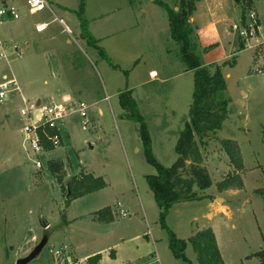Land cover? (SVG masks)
I'll return each mask as SVG.
<instances>
[{
	"label": "rangeland",
	"instance_id": "rangeland-1",
	"mask_svg": "<svg viewBox=\"0 0 264 264\" xmlns=\"http://www.w3.org/2000/svg\"><path fill=\"white\" fill-rule=\"evenodd\" d=\"M2 1L14 5L20 17L0 25L7 56L0 57V82L3 74L14 77L20 90L0 98V264H15L43 233L49 236L47 244L27 264H56L58 249L71 250L77 258L100 253V264H184L170 251L168 230L186 240L189 264H199L187 237L205 226L215 229L224 264H259L252 254L264 250V202L254 192L264 187V0H251L243 17L233 0L195 4L190 22L201 63L234 58L223 67L231 101L216 134L199 145L200 164L211 185L201 199L173 204L165 215L166 227L160 224L146 176L156 173L153 162L169 167L175 161L176 140L188 120L193 72L178 59L179 46L169 37L163 6L158 0H47L53 14H30L25 0ZM160 1L179 6V0ZM250 10L256 13V33L248 38V47L231 26L242 30L251 24ZM80 17L107 59L81 38ZM49 20L43 32H34L36 22ZM129 90L126 96L133 98L142 120L129 117L119 102V94ZM63 95L69 96L71 111L58 124L60 144L44 152L41 168H36L20 128L30 121L43 123L42 111ZM79 102L85 104L84 117L76 111ZM224 138L239 145L243 188L219 192L215 182L236 172L219 144ZM50 159L63 161L65 180L84 170L101 176L106 185L66 206L47 170ZM211 203L226 211L215 212ZM106 206L114 209V220H93L91 213Z\"/></svg>",
	"mask_w": 264,
	"mask_h": 264
},
{
	"label": "trees",
	"instance_id": "trees-1",
	"mask_svg": "<svg viewBox=\"0 0 264 264\" xmlns=\"http://www.w3.org/2000/svg\"><path fill=\"white\" fill-rule=\"evenodd\" d=\"M158 1L166 11L169 37L179 46L178 59L184 65L185 70L193 72V91L188 109V120L179 131L176 140L175 161L169 167L153 162L149 140L143 136L147 147V158L155 164L157 170L155 174L146 176V182L160 210V224L162 227H166L165 215L173 204L199 200L203 197L201 192L211 185L207 169L200 164L199 145H205V139L216 134L227 115L231 98L227 93L223 67L232 65L234 58L231 61L225 60L221 64L203 65L201 63L193 38V25L189 21L198 0H179L177 9L170 7L165 2ZM233 1L240 8L242 17L245 11L251 7V0ZM80 20L82 39L87 45L98 48L101 57L107 59L103 48L97 45L98 40L89 32L87 21L81 17ZM167 51L171 50L167 49ZM128 92L130 90L119 94V102L129 112L127 114L129 117L142 120V116L137 113V105L133 98L126 96ZM37 132L43 149L45 151L53 149L50 141L46 139V135L58 134V129L41 126L37 128ZM261 134L264 142V126ZM219 144L236 172L216 181L214 184L216 190L221 192L228 189H242L243 182L238 172L243 171V160L237 141L224 138L219 140ZM46 167L64 193L66 206L72 199L93 193L106 185L101 176H94L84 170H80L65 180V166L60 159L48 160ZM254 192L264 202V187L257 188ZM113 211L114 209L109 206L100 208L91 213L92 219L100 223L111 222L114 220ZM187 241L199 264H224L215 234L210 227L197 230L187 238ZM168 246L176 259L181 260L184 264L190 263L184 253L186 240L176 237L171 230H168ZM109 255L113 256V250H110ZM252 255L259 259V264H264V250H258ZM100 259V253H96L87 257L84 264H98Z\"/></svg>",
	"mask_w": 264,
	"mask_h": 264
},
{
	"label": "built area",
	"instance_id": "built-area-1",
	"mask_svg": "<svg viewBox=\"0 0 264 264\" xmlns=\"http://www.w3.org/2000/svg\"><path fill=\"white\" fill-rule=\"evenodd\" d=\"M25 4L27 6L28 12L30 14H36L38 12H41L43 10H48L52 14L53 12L49 8V3L47 0H25ZM18 11L14 5H7L4 1L0 4V25L4 22V20H17L19 18ZM255 17L256 13L252 10L249 11V18L251 20V24H244L242 27V30L239 29V25L233 24L231 26L232 31L238 32V36L242 39V42L244 45L250 47L248 38L253 36L256 33V25H255ZM59 22L63 25L64 31L70 34L71 36V30L64 24V22L59 19ZM49 21H41L36 22L34 24V32L41 33L43 32L46 27L49 25ZM73 39V38H72ZM74 40V39H73ZM6 46V43L0 39V57L6 58V54L4 51V48ZM16 49V56L20 57L21 52ZM150 77L155 76L149 73ZM19 87L17 85V82L14 77H8L6 76L3 78V80L0 82V98L7 97V93L18 91ZM69 96H63L62 100L60 102H56L51 106L46 107L42 111V117H43V123L36 125L34 122H26L21 127V133H22V144L24 149L30 153L34 160L33 163L36 168H41V161L39 160V157L46 152L43 147L41 146L37 128L38 127H56L58 129V124L62 123L64 117L71 111V106L68 105ZM85 104L83 102H79L78 106L76 108V111L80 114V116H85ZM26 110L21 109L20 114L22 116L26 115ZM59 132V130H58ZM46 139L50 141L51 146L55 147L60 144L61 136L60 134H54V135H46ZM120 213L122 215L125 214L122 210H120ZM63 257V258H61ZM54 261L56 264H84V261L81 260H73L69 257L68 254H66V251L64 249H58L54 252Z\"/></svg>",
	"mask_w": 264,
	"mask_h": 264
},
{
	"label": "water",
	"instance_id": "water-1",
	"mask_svg": "<svg viewBox=\"0 0 264 264\" xmlns=\"http://www.w3.org/2000/svg\"><path fill=\"white\" fill-rule=\"evenodd\" d=\"M191 20H192V18H189V21H191ZM82 37L83 36L81 35V38ZM50 60H51L52 68H53V66H54V58L51 57ZM39 104H40V100H37L36 101V105L38 106ZM41 226L43 228H45L47 226V224L45 222H43L41 224ZM48 238H49L48 234L47 233H43L41 238H40V240H39V242L30 250V252L26 256H24L22 258H18L15 261V264H27L28 262H30L31 260L36 258L39 255V253L41 252V250L43 249V247L47 244Z\"/></svg>",
	"mask_w": 264,
	"mask_h": 264
},
{
	"label": "crops",
	"instance_id": "crops-1",
	"mask_svg": "<svg viewBox=\"0 0 264 264\" xmlns=\"http://www.w3.org/2000/svg\"><path fill=\"white\" fill-rule=\"evenodd\" d=\"M69 42V41H68ZM150 72H154V71H150ZM149 72V73H150ZM6 77V75H2V79L3 78H5ZM64 96V95H63ZM66 96H68V95H66ZM5 100L7 99V97H5L4 98ZM20 130H21V128H20ZM21 132V131H20ZM222 192V191H221ZM211 205L213 206V208H214V211L215 212H224V210H225V208L222 206V205H220V204H218V206L217 207H215L212 203H211ZM226 211V210H225ZM205 227H207V226H205ZM205 227H196V229L190 234V235H192L194 232H196L197 230H199V229H202V228H205ZM212 230H213V232H214V234H215V237H216V232H215V229L213 228V227H211V226H209ZM189 235V236H190ZM188 236V237H189ZM187 237V238H188ZM216 241H217V238H216ZM218 245V244H217ZM66 254H68L69 255V257L70 258H72L73 260H81V261H85L86 260V258L87 257H89V256H91V255H89V256H86V257H81V258H77L75 255H73V253H71V250H69V252H66ZM96 254V253H95ZM93 255V254H92ZM101 255V254H100ZM113 256H114V254H113ZM101 260V259H100ZM98 264H100V261H99V263Z\"/></svg>",
	"mask_w": 264,
	"mask_h": 264
},
{
	"label": "bare ground",
	"instance_id": "bare-ground-1",
	"mask_svg": "<svg viewBox=\"0 0 264 264\" xmlns=\"http://www.w3.org/2000/svg\"><path fill=\"white\" fill-rule=\"evenodd\" d=\"M150 73L154 75V72H150Z\"/></svg>",
	"mask_w": 264,
	"mask_h": 264
}]
</instances>
